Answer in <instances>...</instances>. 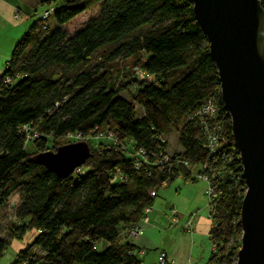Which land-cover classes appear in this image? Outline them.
Returning a JSON list of instances; mask_svg holds the SVG:
<instances>
[{"label": "trees", "instance_id": "trees-1", "mask_svg": "<svg viewBox=\"0 0 264 264\" xmlns=\"http://www.w3.org/2000/svg\"><path fill=\"white\" fill-rule=\"evenodd\" d=\"M43 4L44 10L52 8L51 15L33 21L0 74V227L10 240L19 241L29 231L34 235L12 264H138L127 230L139 224L164 183L179 175L194 181L181 162L192 168L208 164L206 175L217 185L208 264H235L245 186L217 73L192 4ZM48 19L54 21L51 30ZM126 61L139 73L127 69ZM207 99L215 101L223 137L215 163L203 145L199 121L191 117ZM173 131L181 151L168 155L165 139ZM33 134L36 138L27 140ZM68 134L98 143L88 148L90 156L80 168L57 178L33 164L32 156L53 151V143ZM109 136L110 143L99 141ZM26 142L33 148L30 154ZM136 149L146 161L139 168ZM164 154L169 163L156 166ZM116 172L119 180L111 184ZM7 244L0 239V255Z\"/></svg>", "mask_w": 264, "mask_h": 264}, {"label": "water", "instance_id": "water-1", "mask_svg": "<svg viewBox=\"0 0 264 264\" xmlns=\"http://www.w3.org/2000/svg\"><path fill=\"white\" fill-rule=\"evenodd\" d=\"M187 1L214 63L245 186L235 264H264V11L260 0ZM89 156L87 144L79 141L31 160L64 178Z\"/></svg>", "mask_w": 264, "mask_h": 264}, {"label": "rangeland", "instance_id": "rangeland-1", "mask_svg": "<svg viewBox=\"0 0 264 264\" xmlns=\"http://www.w3.org/2000/svg\"><path fill=\"white\" fill-rule=\"evenodd\" d=\"M262 5L264 6V1ZM44 9H46V6L43 4V0H0V74L4 70L3 67L5 66V63L8 62L7 60L9 59V57H7V59L4 56L8 54L12 49V41L16 38L19 39L18 37L21 36L20 33H23L22 30H27L29 26L33 23V21L39 19L42 13L46 11ZM14 11H19V16L17 20L13 19ZM53 26L54 21H52V19H48V30H51ZM95 58L96 57H94V59ZM125 66H127V69H130L131 71L139 73L136 69L133 68L134 66L131 65L129 61L125 62ZM117 70L118 66L116 64H113L111 74L112 77H116L115 71L117 72ZM120 97H123L124 99L130 102V98L126 94L122 93ZM136 112H139L138 108H136ZM176 137L177 134L173 131L170 132L165 139L167 140L166 151L168 155H176L178 152L181 151L177 144ZM79 141L83 143H89L88 148L98 144L95 142L93 143V140L88 142L86 141V139L77 140L76 138H68L57 140V142L53 143V149L55 150L59 146H64L68 145L69 143H76ZM99 141H101V143H110L109 139L105 140L104 138L100 139ZM24 146L26 153L30 154L33 152V148L30 143L26 142ZM198 169L199 167H193L190 172H192V175H196ZM79 173H81V171ZM113 176L114 177L111 179V184H115L119 180L118 172L114 173ZM181 183L183 182L178 179L173 182L171 186H168L166 188H160V190L156 191L157 198L155 199V202L162 200L161 205L162 207L166 206V216H168L169 218L170 211L172 208H174L175 213L180 218L178 223L175 225L174 223L171 224V218L169 219L166 226L162 228L156 224H154V226L150 223L151 226L149 227V229L151 228L152 230L147 231L150 232V235L154 234L153 232H155L157 234H160L161 236L163 235V230L169 231L171 236L168 237L167 233L165 236H163V238H167V240H165L164 238V240L167 242L165 243V247L167 248L166 251L171 254V259L173 260L172 263L208 264V259L213 251V248L211 246L210 240L208 239V231L210 229L209 227L211 226V223L207 217V197L206 194H204L206 184L202 183L200 180L197 179L193 183L186 182L187 185ZM179 184L182 185L180 188H178ZM188 195L192 196V201L191 203H188L189 205L186 204L187 202H185V199ZM173 196L175 197L173 198ZM175 199L177 200V204H182V208L189 207V210H183V212H180L175 207V204L168 203L172 201L174 203ZM148 218L149 215H147V219ZM188 218H190L191 223L190 232H186L184 231V229H182L184 221H186ZM15 225H17V223H15ZM33 237V233L29 231L24 235V238L19 241L10 240L8 237V230L0 227V239L8 243L5 247L4 252L0 255V264H12L16 260L15 258L17 254L26 248L27 244L33 239ZM150 242H152V248L149 249L150 251L147 252L146 256H143V261L141 264H150V261H152V257L155 255L153 253V249H156L157 251H159L158 249H160V246L156 245V243L159 242L156 241L153 235ZM95 248L96 250H98V245H96ZM34 252L36 251L34 250ZM135 254L136 257L140 259L141 253H138V250L135 252Z\"/></svg>", "mask_w": 264, "mask_h": 264}, {"label": "built area", "instance_id": "built-area-1", "mask_svg": "<svg viewBox=\"0 0 264 264\" xmlns=\"http://www.w3.org/2000/svg\"><path fill=\"white\" fill-rule=\"evenodd\" d=\"M52 11H53L52 8L48 9L44 11L40 17L48 18L51 15ZM18 16H19V11H14L13 19L17 20ZM191 117L196 118L199 121V124L202 127V136L204 138L203 145L206 149L209 150L210 159L211 160L215 159L217 152L220 150L218 148L222 147L220 143L223 140L221 126H218L216 123L217 116H216L215 101L213 99H207L206 101L202 102L201 107L196 112H194ZM22 128L24 129V127ZM34 138H36V134L27 136V140L29 141H31V139H34ZM68 138H71V139L76 138L77 140L79 139L83 140L80 134L79 135L78 134H75V135L68 134L63 139H68ZM109 138L110 136L107 137V139ZM160 140H161V143H164L165 141L163 139H160ZM133 152H134L133 158L141 157L140 160H137V159L134 160L135 168L136 167L139 168L142 163L146 164V161L143 157L144 152H142L140 149H136V151H133ZM221 155H220V159L222 160V158L225 157V154L222 153ZM168 160H169V157L167 156V154L161 155V157L159 158L158 162L155 165L163 168L165 164L169 163ZM213 162L215 163L216 160H213ZM181 164L184 167V169L189 173V178L191 180L197 179V180H200L202 183L206 184V189H205L204 194H206V197H207V204H206L208 208L207 217L210 220L212 218L211 215L213 213L212 203L218 197V193H217V185H214V183H211L210 179L206 175L205 171L208 170V164H204V166L199 167L196 175H192V172H190L192 167H190L187 163L181 162ZM179 177L181 176L179 175ZM150 196H153L152 192H150ZM150 210H151L150 208L144 210L143 216H141V218L139 219L140 222L138 225L131 226L128 228L127 235L129 239H134L141 234L142 226L147 224L148 222L147 215H149ZM170 218H171V224L174 223V225L177 224L180 219L175 213L174 208H172L170 211ZM190 227H191L190 218H188L186 221H184L182 229H184V231L186 232H190L191 231ZM154 264H175V263H172V261H169L164 252H160L158 253L156 257Z\"/></svg>", "mask_w": 264, "mask_h": 264}, {"label": "crops", "instance_id": "crops-1", "mask_svg": "<svg viewBox=\"0 0 264 264\" xmlns=\"http://www.w3.org/2000/svg\"><path fill=\"white\" fill-rule=\"evenodd\" d=\"M41 1V0H40ZM23 31V33L26 31V30H22ZM23 33L21 34L20 33V35L22 36L23 35ZM21 36L20 37H18L19 39L21 38ZM19 39H14L13 41H12V43L11 44H13V47L15 46V44L18 42V40ZM16 40V41H15ZM14 42V43H13ZM12 46V45H11ZM13 47H12V49H13ZM11 49V50H12ZM11 50H10V52H11ZM10 52L8 53V54H6L4 57L5 58H7L8 56H9V54H10ZM4 58V59H5ZM8 59V58H7ZM8 61V60H7ZM178 179H180L181 180V182H183V183H181V184H186V182H194V181H186L185 179H183V178H180V177H177V178H175V179H173L170 183H164L163 184V186L161 187V188H166V187H168V186H171V184L173 183V182H175L176 180H178ZM187 185V184H186ZM182 185H178V188H180ZM195 193V192H194ZM177 196V195H176ZM165 197V196H164ZM175 196H173V198H174ZM192 196H190V195H188L187 196V198L185 199V202H187L186 204H188V203H191V201H192V198H191ZM157 198V197H156ZM155 198V199H156ZM155 199L153 200V202H152V204H151V206H150V208H151V210H150V212L151 213H149V218H148V222H147V224H145V225H143L142 226V232H141V234L138 236V237H136V238H134V239H129V242L134 246V248H135V250L137 251L138 250V253H141L140 255V259L139 258H137L136 257V259H137V262H138V264H141L142 263V261H143V256H146V254H147V252H149L150 250L149 249H151L152 247V242H150V240H151V238H152V235H153V237L156 239V241H158L159 243H156V245H159L160 247V249H158L159 251H157L156 249H153L154 251H153V253L155 254L153 257H152V261H150V264H154V262H155V260H156V257H157V255H158V253H160V252H164L165 254H166V256H167V258H168V260H170V261H173L172 259H171V254L169 253V252H167L166 251V247H165V243H167L165 240H167V238L166 237H164L165 238V240H164V238H163V236H165L167 233V236L168 237H170L171 235H170V233H169V231H165V230H163L162 232H163V235L161 236L160 234H157V233H155V232H153L154 234H152V235H150L149 233V231L150 230H152L151 228L149 229V227L151 226L150 225V223L151 224H156V225H158L159 227H164V226H166V224L168 223V221H169V217L168 216H166L167 215V213H166V206L165 207H162V200H160V201H157V202H155ZM202 199V198H201ZM168 202V201H167ZM177 202V200L175 199V201H174V203H173V201L172 202H168V203H171V204H175L176 206V208L178 209V211H180V212H183V210L184 211H188L189 210V207H186V208H182V204L181 203H176ZM166 205H168V204H166ZM189 205V204H188ZM168 207V206H167ZM155 226V225H154ZM164 229V228H163ZM147 230H149V231H147ZM162 232H159V233H162ZM164 243V244H163ZM164 245V246H163ZM155 246V245H154ZM165 249V250H164ZM156 252H158V253H156Z\"/></svg>", "mask_w": 264, "mask_h": 264}]
</instances>
